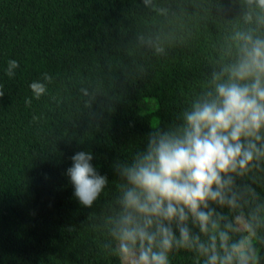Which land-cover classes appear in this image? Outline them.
<instances>
[{"label":"trees","instance_id":"16d2710c","mask_svg":"<svg viewBox=\"0 0 264 264\" xmlns=\"http://www.w3.org/2000/svg\"><path fill=\"white\" fill-rule=\"evenodd\" d=\"M259 16L246 0H0V264H124L108 225L123 183L117 163L181 122L211 74L235 59L236 32L264 38ZM9 60L19 63L13 77ZM45 73L52 81L36 99L29 85ZM142 97L155 108L139 111ZM80 151L108 181L91 207L66 174ZM232 191L236 207H212L233 239L247 235L235 217L254 226L264 264V160L235 176ZM169 264L203 258L173 249Z\"/></svg>","mask_w":264,"mask_h":264},{"label":"clouds","instance_id":"9594fccd","mask_svg":"<svg viewBox=\"0 0 264 264\" xmlns=\"http://www.w3.org/2000/svg\"><path fill=\"white\" fill-rule=\"evenodd\" d=\"M246 3L264 10V0ZM252 19L246 13L245 20ZM256 19L264 25V16ZM232 41L235 59L211 74V86L192 100L181 122L153 130L143 151L116 165L123 183L108 225L125 264H169L173 249L194 252L203 264H259L254 226L246 224L247 235L233 239L236 229L212 207H236L234 177L264 160V38L249 29L236 32ZM18 67L9 60L6 74L13 77ZM51 81L45 73L43 82L29 85L36 99ZM4 94L0 88V97ZM31 102L26 98V105ZM92 158L77 152L66 173L85 207L108 183Z\"/></svg>","mask_w":264,"mask_h":264},{"label":"rangeland","instance_id":"374dc122","mask_svg":"<svg viewBox=\"0 0 264 264\" xmlns=\"http://www.w3.org/2000/svg\"><path fill=\"white\" fill-rule=\"evenodd\" d=\"M148 97H142L141 100L139 101V111L141 112H146V111H151L152 109L155 108L156 105V100L152 97L150 100ZM146 100V101H145ZM152 100V101H151ZM149 121L151 124H156L158 121V117L156 114H151L149 115ZM235 225L238 229L240 230H246L245 228V222L243 219L239 216L234 218ZM125 264V263H124Z\"/></svg>","mask_w":264,"mask_h":264}]
</instances>
